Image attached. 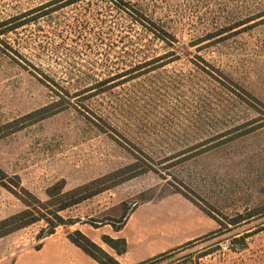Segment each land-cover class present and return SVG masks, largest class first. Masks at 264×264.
Returning a JSON list of instances; mask_svg holds the SVG:
<instances>
[{
	"label": "rangeland",
	"instance_id": "rangeland-1",
	"mask_svg": "<svg viewBox=\"0 0 264 264\" xmlns=\"http://www.w3.org/2000/svg\"><path fill=\"white\" fill-rule=\"evenodd\" d=\"M0 177V220L12 190L104 188L56 231L106 251L130 221L167 246L145 264H264V0H0Z\"/></svg>",
	"mask_w": 264,
	"mask_h": 264
},
{
	"label": "trees",
	"instance_id": "trees-1",
	"mask_svg": "<svg viewBox=\"0 0 264 264\" xmlns=\"http://www.w3.org/2000/svg\"><path fill=\"white\" fill-rule=\"evenodd\" d=\"M0 181L3 182L1 177ZM18 187L24 191V188L20 185H18ZM57 187L58 186H53L52 190L48 191L49 199L45 202H41L38 198L26 190L21 193L19 191L12 190L14 194L23 201L26 208L14 215L0 220V238L34 222L44 220L47 223V227L41 230L38 237L39 239H43L44 237L53 234L58 226L66 223L65 219L59 214V212L66 210L69 207L76 205L104 190V188H91V190L86 188L85 191L81 192L79 191L81 190L80 188L64 192L61 187L57 190V192H54L53 190ZM46 205L54 206L53 211L46 212ZM71 223L74 224L76 221ZM119 228L120 227L117 229ZM68 238L101 264H120L115 257L110 255L80 230H75L68 235ZM104 241L118 253L126 251V240L124 238L115 239L106 235L104 236ZM140 264H145V262Z\"/></svg>",
	"mask_w": 264,
	"mask_h": 264
},
{
	"label": "crops",
	"instance_id": "crops-1",
	"mask_svg": "<svg viewBox=\"0 0 264 264\" xmlns=\"http://www.w3.org/2000/svg\"><path fill=\"white\" fill-rule=\"evenodd\" d=\"M128 221L124 227L114 229L113 238L126 240V251L118 253L109 246L106 251L115 257L120 264H139L167 249L153 243L147 245L141 241L138 232L128 230ZM0 264H101L82 248L73 243L67 235L55 231L44 237L37 246H27L21 249L14 245L0 242Z\"/></svg>",
	"mask_w": 264,
	"mask_h": 264
}]
</instances>
